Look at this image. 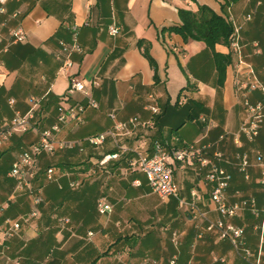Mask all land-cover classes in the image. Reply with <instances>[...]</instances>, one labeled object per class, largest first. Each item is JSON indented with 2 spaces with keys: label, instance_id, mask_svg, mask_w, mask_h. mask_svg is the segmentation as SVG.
Here are the masks:
<instances>
[{
  "label": "crops",
  "instance_id": "crops-1",
  "mask_svg": "<svg viewBox=\"0 0 264 264\" xmlns=\"http://www.w3.org/2000/svg\"><path fill=\"white\" fill-rule=\"evenodd\" d=\"M202 6L232 17L242 27L243 59L263 79L264 0H239L231 5L228 0H7L6 14L0 18L4 23L0 26V131L10 123L15 109L22 113L30 110L32 97L39 101L38 129L56 123L59 105L87 104L88 97L83 94L67 97L69 78L57 57L62 42H74L75 27L82 53L72 56V73L84 80L89 97L99 108H88L80 126H65L56 139L74 145L88 136L107 133L115 125L112 113L116 121L138 117L150 123L136 127L127 136L108 137L98 148L85 144L82 153L78 146L69 147L54 155L60 157L57 163L49 162L51 156H42L34 186L46 202L39 208V218L24 224L19 236L3 240L7 256L21 264H67L71 260L100 264L105 259L130 264L133 253L141 258L140 264H168L174 256L177 264H256L261 252L264 264V186L259 182L264 162V119L253 142L244 135L238 138L247 119L245 99L263 103L264 96L243 88L247 72L231 45L218 44L210 49L205 42H185L182 36L168 31L182 24L181 11L196 13ZM249 14L253 19L247 22ZM113 25L119 27V35H110ZM18 27L24 29L27 39L19 45L10 44V32ZM10 99L16 100L15 109L10 107ZM150 105L158 106L161 113L154 116ZM38 138L35 129L14 133L0 150V225L32 211L29 196L18 192L7 174L19 154ZM156 142L168 150L212 145L210 157L223 152V160H213L233 176L228 202L257 201L259 216L245 209L232 220L245 228L252 258L244 259L229 242L207 232V224L220 216L211 201L213 186L206 181L198 160L176 165L179 198L162 201V220L174 222V229L183 223L184 212L185 228L174 229L169 240L154 231L124 234L131 225V218L123 220L129 205L153 195L145 176L130 168V160L153 153ZM114 152L120 154L117 161L95 167L98 160ZM243 153L250 160L249 178L239 170L238 155ZM75 156L81 157L79 164L73 161ZM60 163L66 165L61 167ZM49 167L57 168L54 182L46 179ZM94 167L96 175L91 174ZM118 176H122V183H109ZM75 179L82 181L78 189L70 188ZM118 186L124 196H111ZM193 191L199 196L195 211L188 205L194 201ZM101 197L114 208L110 217L98 213ZM59 217L68 218L71 228L57 237ZM110 222L115 228L114 241L107 250L111 252L99 254L103 252L100 238L108 236ZM123 223L129 226L121 229ZM89 232L94 236L88 237ZM174 232L179 234L178 245L173 242ZM3 259L0 257V264H4Z\"/></svg>",
  "mask_w": 264,
  "mask_h": 264
},
{
  "label": "built area",
  "instance_id": "built-area-1",
  "mask_svg": "<svg viewBox=\"0 0 264 264\" xmlns=\"http://www.w3.org/2000/svg\"><path fill=\"white\" fill-rule=\"evenodd\" d=\"M7 0H0V18L3 14H6L4 5ZM19 16L15 14L14 17ZM234 26V34L231 41V48L239 56V65L246 69L247 78L242 83L245 90L249 92L260 91L264 96V76L263 79L259 78L253 66L246 63L242 55L241 45V32L242 27L238 26L232 17L228 18ZM253 16L247 15L246 21H252ZM0 21V26L3 25ZM77 27L73 28L74 42L71 45L62 42L61 50L58 60L61 62V70L69 78V87L67 90V97L75 94H83L88 97L87 104L83 102L72 103L69 105H59L57 108V120L50 128L38 130L36 120L37 112L39 109V101L37 98H31V108L28 112L22 113L15 109L16 100L10 99L9 105L12 109H15L13 118L10 123L0 131V150L5 143L11 138L14 133L26 134L32 130H37L38 142L32 144L30 148L24 150L19 154L17 159L11 165L7 177L15 182V187L18 192H24L30 198L32 211L27 216L22 217L19 220L6 219L2 225H0V257H3L4 264H21L19 259L11 258L7 256L4 250L3 240H9L19 236L23 230L24 224L28 223L30 219H38L40 215L39 208L45 204L46 199L41 190L36 189L34 186L35 181L40 175V160L42 156H54L56 153L63 151L69 147L78 146L80 153L85 151L84 145L88 144L91 147L98 148L105 144L108 137L118 138L127 136L132 133L136 127L147 126L149 124L141 121L140 118L134 117L127 121H116V115L112 113L110 118L115 121L113 129L107 133H100L88 136L79 144H68L66 142L58 141L57 135L62 129L69 124L79 125L84 122V114L88 108L98 109L99 104L97 101L89 97L87 87L83 79L79 77L77 73H72V69L75 62L72 59L74 54H81L82 48L77 40ZM120 29L115 25L109 28V33L112 36L119 35ZM10 44H22L26 41L27 36L22 27H18L10 32ZM1 41V37H0ZM247 119L242 125L238 138L244 135L248 141L253 142L259 135L261 126L264 119V102L252 103L250 98H246L244 102ZM154 116L161 113V109L158 106L150 105L148 107ZM202 121L207 122L205 118ZM212 145H206L203 147L188 146L183 149L168 150L160 142H156L153 147V153L150 155H139L137 158L130 160V168L134 171L143 174L148 182L152 192L162 201H167L173 198H179V189L175 182V168L177 164H189L195 160L200 162L203 170H205L206 181L213 186L211 191V201L214 204L216 211L220 218L216 222H209L206 226V230L209 233H216L217 237L221 241L229 242L230 245L241 255L244 259H250L254 256L250 247L247 246L245 240L246 230L243 226L237 225L232 222L233 219L238 217L240 211L248 209L254 216H259V210L257 208V201L255 199H243L235 203H229L227 197L228 188L233 180L232 174L226 169L220 167L213 159L223 160V152L217 151L213 157H210V150ZM120 158V154L117 152L110 153L102 157L97 161L96 166L98 168H104L109 163L117 161ZM239 170L245 173L246 178H249L247 169L250 166L249 156L246 153L238 155ZM91 169V174L96 175L97 168ZM262 176L259 182L264 186V162L262 164ZM55 167H49L46 169V179L48 182L56 181ZM135 185H140L139 181L134 182ZM82 185L81 179H75L70 182V188L78 189ZM193 202L188 203L193 211L196 210V204L199 200L198 193L192 192ZM98 213L103 217H110L114 212L112 204L106 197H101L98 200L97 205ZM71 222L66 217H59L57 219V237H60L64 230L71 228ZM94 233L89 232L88 237H93ZM179 234L173 233V242L178 245ZM261 252L258 253L256 258V264H263L261 260ZM52 251L48 255L47 260L51 259ZM225 263L224 260H218ZM168 264H177V257L174 256ZM213 264V263H212Z\"/></svg>",
  "mask_w": 264,
  "mask_h": 264
},
{
  "label": "rangeland",
  "instance_id": "rangeland-1",
  "mask_svg": "<svg viewBox=\"0 0 264 264\" xmlns=\"http://www.w3.org/2000/svg\"><path fill=\"white\" fill-rule=\"evenodd\" d=\"M40 129L38 130H43L44 128H42L41 126L39 127ZM60 157L59 156H51L49 162L52 163H57L59 161ZM73 161L76 164H79V162H81V157L79 156H75V158L73 159ZM114 182L115 184H120L122 183V176H118V177H114V179L110 180L109 183ZM119 188V186H118ZM152 192V190H151ZM153 193V192H152ZM124 193L121 191V189H116V193L112 194L111 196L113 197H122ZM109 196V194L107 195ZM163 202L161 199H159L154 193L153 195H151L150 197H146L143 198L141 200H137L135 201V203H132L129 205V208L125 211V214H121L123 215V217H125V219L123 220H128V218L130 219V229H127V231L124 234H131V233H135V234H145L149 231H154V233H159L164 240H169L170 238V234L174 229H178V230H183L185 228L184 223L186 222V213H182V221L183 223L178 225L176 228L173 229V224L174 222H166L164 219L162 220V214H161V210L163 208ZM129 217H128V216ZM113 220V219H112ZM135 223V224H133ZM129 224H125L123 223V225L120 227L121 229L128 227ZM108 228H110L108 231V236L104 237V238H100V248L103 252H99V254H102L104 252H107V250L109 249L110 245L112 244V241H114V236L112 234V230H115V228L113 227L112 223L110 222L107 226ZM113 251V250H112ZM111 251H108L107 253H109ZM136 253H133L129 263L130 264H140L141 263V258L138 255H135ZM152 258V256H150ZM110 258V257H108ZM47 259V258H46ZM22 264H27V263H22ZM29 264V263H28ZM67 264H80L78 263H74L73 260L68 261ZM86 264V263H85ZM100 264H117V262L115 260L111 261V259H105L103 260Z\"/></svg>",
  "mask_w": 264,
  "mask_h": 264
},
{
  "label": "trees",
  "instance_id": "trees-1",
  "mask_svg": "<svg viewBox=\"0 0 264 264\" xmlns=\"http://www.w3.org/2000/svg\"><path fill=\"white\" fill-rule=\"evenodd\" d=\"M238 1L239 0H228V4L231 5ZM180 17L182 24L170 28L168 31L182 36L185 42L191 40L202 41L205 42L210 49H214L218 44L231 45L234 26L232 22L229 21L228 17L217 14L207 6H202L196 13L183 10L180 12ZM58 102L59 100L56 99L55 103ZM64 165L66 164H59L61 167ZM99 259L100 257L94 262H97Z\"/></svg>",
  "mask_w": 264,
  "mask_h": 264
}]
</instances>
